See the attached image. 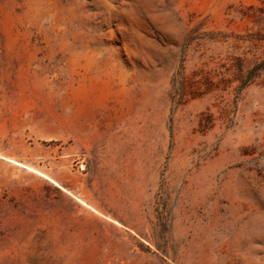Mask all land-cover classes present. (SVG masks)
Instances as JSON below:
<instances>
[{
	"label": "rangeland",
	"instance_id": "374dc122",
	"mask_svg": "<svg viewBox=\"0 0 264 264\" xmlns=\"http://www.w3.org/2000/svg\"><path fill=\"white\" fill-rule=\"evenodd\" d=\"M0 264H264V0H0Z\"/></svg>",
	"mask_w": 264,
	"mask_h": 264
},
{
	"label": "bare ground",
	"instance_id": "6f19581e",
	"mask_svg": "<svg viewBox=\"0 0 264 264\" xmlns=\"http://www.w3.org/2000/svg\"><path fill=\"white\" fill-rule=\"evenodd\" d=\"M18 165H21V164H18ZM22 166V165H21Z\"/></svg>",
	"mask_w": 264,
	"mask_h": 264
}]
</instances>
